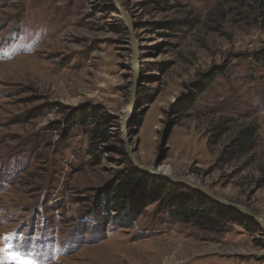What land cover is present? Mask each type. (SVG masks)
I'll list each match as a JSON object with an SVG mask.
<instances>
[{
	"label": "rangeland",
	"instance_id": "obj_1",
	"mask_svg": "<svg viewBox=\"0 0 264 264\" xmlns=\"http://www.w3.org/2000/svg\"><path fill=\"white\" fill-rule=\"evenodd\" d=\"M119 1L139 50L131 112L113 0H0V264H264L262 228L192 188L193 204L231 212L217 231L163 201L137 217L104 204L135 168L128 114L142 164L264 216V0Z\"/></svg>",
	"mask_w": 264,
	"mask_h": 264
},
{
	"label": "trees",
	"instance_id": "obj_2",
	"mask_svg": "<svg viewBox=\"0 0 264 264\" xmlns=\"http://www.w3.org/2000/svg\"><path fill=\"white\" fill-rule=\"evenodd\" d=\"M256 132V129L250 127L240 131L235 140L237 153L242 154L252 150V138ZM95 136L102 138V135H98V133ZM102 140L101 142H105L106 139ZM104 193L106 194L104 199L106 208L118 206L120 212L128 211V214L137 217L149 201H163L166 210L176 214L180 221L193 223L195 226L210 232L217 231L228 214H231L229 211L226 213L208 211L201 204L195 205L193 204V197L190 195L194 193L192 189L180 188L164 179L157 180L131 165L129 169L120 173L114 181L104 188ZM176 199H180V202L177 203Z\"/></svg>",
	"mask_w": 264,
	"mask_h": 264
},
{
	"label": "water",
	"instance_id": "obj_3",
	"mask_svg": "<svg viewBox=\"0 0 264 264\" xmlns=\"http://www.w3.org/2000/svg\"><path fill=\"white\" fill-rule=\"evenodd\" d=\"M113 2H114V5H115L117 11L120 13L122 20L126 24V29H128V31L130 33V39H131L132 48L134 51L133 59H134V67H135L136 77H135L134 86H133V89L131 92V103H130L131 107L129 109V111L131 112L133 109V106H134V101H135L136 87L138 84V82H137V80H138V68H139V50H138V44H137L136 36H135V23L133 22V19L127 13L125 8L123 7L121 1L113 0ZM126 116L122 119V122H121L122 132H123V140H124V143L126 145V149H127L128 155L130 157V160L132 161V163L136 169H138L142 172H145L154 178L164 179V180H167V181H169L173 184H176L178 186H187L189 188H192L196 192L205 195L206 197L211 199L213 202L220 204L224 208L231 210L235 213H240V214L244 215L245 217H247V219L254 221L257 225H259L262 228L263 234H264V216L257 215L255 213L251 212L250 210L246 209L245 207L233 204V203L225 200L224 198L216 195L210 189L203 186L200 182L196 181L193 178L173 175L171 173L163 172L162 169H157L154 167L152 168V167H148V166L142 164V162L140 161V159L136 155V148L132 147L130 144V141L127 139V135H128L127 125L129 122H128V117H126Z\"/></svg>",
	"mask_w": 264,
	"mask_h": 264
},
{
	"label": "bare ground",
	"instance_id": "obj_4",
	"mask_svg": "<svg viewBox=\"0 0 264 264\" xmlns=\"http://www.w3.org/2000/svg\"><path fill=\"white\" fill-rule=\"evenodd\" d=\"M128 115V114H127ZM127 117V116H126ZM166 168V167H165ZM165 168H163V170L165 171V172H167V173H169V169L167 168V169H165Z\"/></svg>",
	"mask_w": 264,
	"mask_h": 264
}]
</instances>
